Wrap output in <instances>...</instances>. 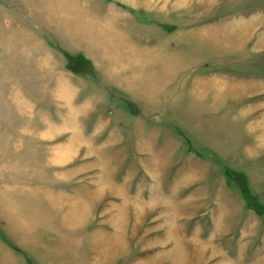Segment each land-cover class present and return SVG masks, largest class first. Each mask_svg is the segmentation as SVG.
<instances>
[{"label":"rangeland","instance_id":"374dc122","mask_svg":"<svg viewBox=\"0 0 264 264\" xmlns=\"http://www.w3.org/2000/svg\"><path fill=\"white\" fill-rule=\"evenodd\" d=\"M129 1L0 0V39L7 43L13 35L16 43L31 46L42 38L62 55L69 82L78 77L89 87L102 79L93 61L103 62L102 42L110 39L121 48L115 63L140 61L143 79L162 84L150 114L138 116L124 92L114 90L97 100L100 94L91 88L72 101L70 93L73 111L83 113L75 116L45 90L41 76L34 80L33 72H39L28 64L26 52L18 47L6 54L0 61V264H51L66 255L67 241L53 225L62 219L64 206L44 203V189L85 183L52 177L79 165L88 151L82 149L70 165L48 163L52 144L69 137L81 141L77 132H45L64 119L68 127L81 122L87 129L108 120L113 127L128 124L122 133L83 132L91 143L89 155L99 160L98 169L86 171L113 173L115 189L124 186L130 200L140 198L146 206L145 211L125 210L120 194L98 197V229L115 239L98 264H252L256 249L264 252V241L254 243V234L264 231V131L256 128L264 122V100L244 93L264 82V50H254L249 40L258 0H194L179 10L163 5L170 0L160 6L154 0ZM257 43H264V29ZM202 75L212 80L199 102L192 84ZM215 77L226 83H213ZM216 88L223 94L219 99H214ZM93 108L117 112L96 116ZM139 123L146 124V144L155 142L152 155L138 145L134 127ZM110 204L114 210L106 209Z\"/></svg>","mask_w":264,"mask_h":264},{"label":"crops","instance_id":"0c3cea01","mask_svg":"<svg viewBox=\"0 0 264 264\" xmlns=\"http://www.w3.org/2000/svg\"><path fill=\"white\" fill-rule=\"evenodd\" d=\"M170 1L164 2L163 4L162 0H154V4L156 6H160L161 4L165 6L166 4H171L172 7L175 6V8L179 10V9H186L188 7H191V5L195 2L194 0L192 1L187 0L186 3H188V5L186 4V6L182 5V7H180L179 0L178 1L170 0ZM124 2L129 3L130 1L123 0V3ZM198 2L201 3L203 2V0H200ZM263 5H264V0H258L257 4L254 5V28H253L254 32L251 36V39L249 40H253L254 50L256 51L264 50V43L263 44L257 43L258 34L260 31L264 29ZM164 9H166V7H164ZM110 15L113 16L112 13H110ZM108 30L109 29L107 28V32ZM13 37L14 36L12 35V38L11 39L9 38L7 43H4L3 40L0 39V54H1L0 61L2 62L6 59L5 56L7 53H11L15 51L18 47H20L22 51L27 53L28 64L38 69L39 72L38 74H36L37 73L36 71L33 72L35 75L34 80L37 77L39 78L41 76L42 77L41 82L45 90L49 92L50 95L51 94L55 95L54 97L59 99L60 102L64 103L61 106L66 108V110L72 109L73 111L72 108L73 103L71 101L73 99L76 100V98L79 99V97L83 96L84 93L89 92L88 89H90L92 92L93 89L91 88L97 89L98 92L95 93L100 94L97 97V100L100 99V96L102 97L104 95L107 96L111 91L114 90L118 92L121 91V93L124 92V96L130 98L133 101V103L136 105V108L139 110L138 116L150 114L148 112H152V110H154V107L158 104V97L156 96V94L158 90L162 89L161 82L159 83V86H157V82H155V79L151 81L149 80V82L147 83L145 79H143L142 77L141 68L143 64L140 61H138L139 63H137V65H130V63L129 65H126L124 63L123 64L115 63L114 62L115 51L116 52L120 51L121 48H118L113 42H111L110 39H107L105 40V42H102V43H106L105 45L106 47L103 48L106 54L104 55L102 63L101 62L99 63V61L97 60L95 62L93 61L95 59H91L90 57L88 58L94 62V66L98 74L102 75V79H100L98 83H95L94 84L95 86L91 84L88 87L87 84L78 77H77L78 81H76L75 78H72L70 82L68 81V79L66 78V74H64L66 68L65 66L66 62L63 63L62 55L59 54L58 51L49 50L48 45L45 44L42 38L39 37L33 43H28L31 46H26L25 43L23 44L16 43V41L13 40ZM101 46L104 45L102 44ZM137 52H141V50L138 49ZM10 60H14V59H10ZM17 66H19L18 63ZM221 78L222 77H215L213 79V83H217L218 85H220V83H226ZM211 80H212L211 77L207 78L203 75L197 76L194 79V82L192 84L193 90L195 89L194 92H196V98L197 100H199V102H201V100H204L206 95L208 94L206 84ZM72 81L74 85H72ZM219 89H217L218 92L215 91L214 99H219L223 96V94L221 93L222 91H219ZM99 90H102V92H99ZM248 91L244 92L246 93L247 97L254 99L260 98L264 100V82L254 83V89ZM70 93L73 94V97H71V101H70ZM235 94H239V93H235ZM97 107L98 106L96 107L94 106L96 110L98 109ZM94 108L92 110L93 111L92 114L96 116H100L99 114L113 115L117 112L115 111L116 108H114L113 112H110L109 110H106L105 112L99 110L96 111ZM78 111L76 112L75 109L73 111L74 112L73 114H75L76 116V113H78ZM78 114L79 115L83 114L82 110ZM65 115H67V112H65ZM104 124L105 125L100 128L99 125L97 127L98 129H96V124H94L92 127L87 129V126H85L81 122L78 125L74 124L73 126L68 127L64 119V122H60L58 125L53 124L51 125L53 126L52 128L51 126L49 127L51 129L46 128L45 130V132H49L51 130L57 129L59 132V136L67 131L77 132L78 134H75L74 136L78 137L79 138L78 140H81V141H76V140L74 141L72 140L71 137H69L67 140H58L57 142L52 144L51 147L55 148L53 150V153L55 155L53 154L52 156L49 157L48 163L53 164V166L54 164H58L57 166L70 165L72 163V160L74 159V156L76 155L79 156V153L81 152L82 149L85 148L88 151L87 154L83 157L84 161L79 162L78 163L79 165L74 166L71 169H67L66 171H60V172H58V170L54 171V176L52 177L54 181L77 179L79 181L85 180V183H80L78 185L79 187H75V188L72 187L70 189H64V187L60 188L58 186H52L50 188L46 187V189H44L47 190L48 192L46 193L47 199L43 198L44 203L45 202L50 203V206L54 209L58 208L59 206H64V213L62 215V219L61 220L58 219V223L53 225L54 227L57 228L56 233H60V236L65 238V241H67L65 242L67 246L65 245L64 248L66 255L63 257L58 256L56 258H52L53 262L51 264H75L76 261H78V264H92V261L97 262L99 260L100 255H102L103 257L105 255H109V249L111 250L114 248L115 239L113 234L109 235L107 233H101L98 229L99 224H98L97 216H99V214H95V213L97 211L98 197L100 195H109L112 193L120 194V196L122 197V201L125 200L126 202L124 204L125 207H123V209L130 206L133 207V210L135 209L138 211H141L142 209L144 211L146 210V206L140 204V202H142L140 201V198L139 200L137 198L135 202H133V200H130L129 189L127 188L125 189L124 186L121 190L115 189L116 177L113 173H108L109 171H107L98 174L97 171H95L94 173L92 170L91 172L86 171L88 168L98 169L97 167L99 160L89 155L91 149V143L87 139H86L87 141L85 140L84 137L86 136H84L83 132H86L87 130L100 131L102 129L103 131L117 130L122 133L121 130L126 129L128 126V124H126V125H119L118 127L117 126L113 127L109 120L107 121V123ZM256 128H261L264 131V122H262L261 125L257 126ZM256 128L255 129L251 128V129L255 131ZM134 129L138 132V137L136 138V140L139 144L138 143L137 144L142 148L147 147V150L151 152L150 154L152 155L155 142L153 140L151 144H146V142L149 139L147 134L148 132L146 133L147 131L146 124L139 123V126L134 127ZM124 139L125 138L122 135L120 136L119 141H123ZM250 154H253V152ZM150 170H152L151 167ZM141 195L143 194H138V197H140ZM224 195L226 196V191ZM113 205L115 204H110L109 206H107L106 209L113 208L114 210L115 207ZM52 212L53 211L49 212V214L51 213L49 215L50 218L54 216L53 213L55 214V212L53 213ZM43 214L46 213L43 212ZM94 217L96 218L94 219ZM112 222H113V215L111 216V220L108 221L107 226L108 225L112 226ZM254 224H256L257 231H259L260 227L258 226L260 225L258 222V218L256 216H254ZM261 225H263V223H261ZM125 227H126V220L123 219L120 234L124 233L123 229ZM262 231H260V233L257 232L258 234H254V243L259 242V239H261V243H263L264 231L263 232ZM103 236H105L103 238L104 241L100 243L99 240L100 238L102 239ZM57 246H56V252L58 250ZM257 250L258 249H256V252L252 257V259L254 260L252 261V264H260L261 260L263 261L262 264H264V252H259ZM223 257L225 258L226 255L223 254ZM241 258L242 259L240 262L245 261L242 256ZM64 261L67 262L64 263ZM105 262H109V261L106 260ZM245 262L246 264H248L247 261ZM98 263L99 261L96 264Z\"/></svg>","mask_w":264,"mask_h":264}]
</instances>
